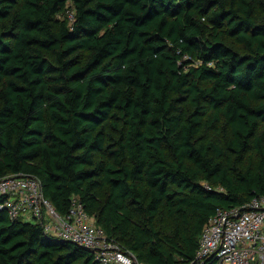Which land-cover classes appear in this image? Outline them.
<instances>
[{
	"label": "trees",
	"instance_id": "trees-1",
	"mask_svg": "<svg viewBox=\"0 0 264 264\" xmlns=\"http://www.w3.org/2000/svg\"><path fill=\"white\" fill-rule=\"evenodd\" d=\"M78 197L146 264H189L264 196V0H0V179ZM0 264H99L0 210Z\"/></svg>",
	"mask_w": 264,
	"mask_h": 264
},
{
	"label": "built area",
	"instance_id": "built-area-1",
	"mask_svg": "<svg viewBox=\"0 0 264 264\" xmlns=\"http://www.w3.org/2000/svg\"><path fill=\"white\" fill-rule=\"evenodd\" d=\"M0 210L12 219L40 224L44 233L90 250L99 264H146L107 236L78 197L60 215L34 176L14 174L0 179ZM189 264H264V196L240 208L218 209L205 225Z\"/></svg>",
	"mask_w": 264,
	"mask_h": 264
}]
</instances>
